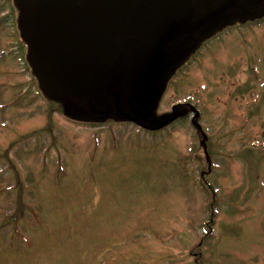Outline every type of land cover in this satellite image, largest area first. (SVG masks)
Segmentation results:
<instances>
[{"label": "rangeland", "instance_id": "obj_1", "mask_svg": "<svg viewBox=\"0 0 264 264\" xmlns=\"http://www.w3.org/2000/svg\"><path fill=\"white\" fill-rule=\"evenodd\" d=\"M7 28L0 264H264V20L172 68L158 115L197 101L199 114L154 132L83 124L101 120ZM141 96L123 111L138 118Z\"/></svg>", "mask_w": 264, "mask_h": 264}, {"label": "flooded vegetation", "instance_id": "obj_2", "mask_svg": "<svg viewBox=\"0 0 264 264\" xmlns=\"http://www.w3.org/2000/svg\"><path fill=\"white\" fill-rule=\"evenodd\" d=\"M152 6L159 7L157 21L141 22L140 14L146 9L140 8ZM42 7L73 12L81 23L79 35H114L119 66L99 84L82 91L87 103L85 116L113 124L125 120L149 131L198 113L201 102H187L174 106L169 114L158 115L162 101L156 94L160 86L138 82L139 47L167 52L169 71L172 73L174 68L172 75L177 76L198 55L203 57L214 41L221 42V35L264 20V0H0V26L9 27L11 35H31L33 15ZM21 40L25 44V38ZM146 88L149 90L144 91ZM139 91L145 110L136 118L123 111L121 105L129 98L135 100Z\"/></svg>", "mask_w": 264, "mask_h": 264}, {"label": "water", "instance_id": "obj_3", "mask_svg": "<svg viewBox=\"0 0 264 264\" xmlns=\"http://www.w3.org/2000/svg\"><path fill=\"white\" fill-rule=\"evenodd\" d=\"M50 9V8H49ZM141 22L152 24L159 7H141ZM81 23L71 12L39 8L33 15L31 53L40 65L52 70L66 90L80 96L82 91L109 77L119 66L114 35H79ZM139 47L137 77L140 84L158 80L169 70L167 52ZM85 94V93H84ZM87 95V94H86ZM98 97V96H97Z\"/></svg>", "mask_w": 264, "mask_h": 264}, {"label": "bare ground", "instance_id": "obj_4", "mask_svg": "<svg viewBox=\"0 0 264 264\" xmlns=\"http://www.w3.org/2000/svg\"><path fill=\"white\" fill-rule=\"evenodd\" d=\"M24 42H25V44H26V48H28V50L27 51H31V45H30V42L29 41H27L26 40V38H25V40H24ZM159 49H153V52L155 53V54H158V51ZM56 77H58L56 74H54ZM32 76L34 77V78H36V80L38 81V78L36 77L37 76V72H35V71H33L32 72ZM83 102H85V101H83ZM86 103V102H85ZM84 103V104H85ZM139 127L141 128V126L139 125ZM142 129H144V130H147V129H145V128H143L142 127ZM147 131H149V130H147ZM202 144H203V142H202ZM204 146H205V144H203Z\"/></svg>", "mask_w": 264, "mask_h": 264}]
</instances>
